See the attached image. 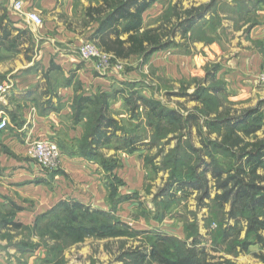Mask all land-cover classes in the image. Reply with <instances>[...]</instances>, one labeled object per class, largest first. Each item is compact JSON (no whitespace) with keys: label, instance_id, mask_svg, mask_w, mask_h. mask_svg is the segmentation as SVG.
I'll return each instance as SVG.
<instances>
[{"label":"rangeland","instance_id":"374dc122","mask_svg":"<svg viewBox=\"0 0 264 264\" xmlns=\"http://www.w3.org/2000/svg\"><path fill=\"white\" fill-rule=\"evenodd\" d=\"M58 9L53 15L37 13L42 27L49 26L47 33L62 42L44 49L41 34L32 31V46L19 48L18 54L0 55V118L8 122L0 132L3 260L7 264H157L147 254L152 248L161 249L163 237L186 247L197 241V248L216 260L264 264V247L246 237L244 222L227 219L229 204L220 208L215 201L221 193L217 185L239 166L241 148L249 150L264 141V36L256 31L264 0H156L142 15L143 28L157 29L169 48L147 59L125 61L103 54L91 41L98 25L87 24L82 0L69 6L62 2ZM8 13L24 23L21 14ZM186 20H194V25L183 34L179 26ZM87 43L96 47L98 56L83 60L79 50ZM51 52L71 54L74 63L54 61ZM84 69L89 80L83 79ZM29 77L41 86L36 101L46 94V100H57L56 109L63 106L59 90L74 91L68 100L71 111L61 120L64 133H51L49 138L57 144L61 160H71L75 171L62 163L55 171L46 170L28 147L23 159L8 145L14 130L6 95L14 91L17 79ZM77 88L79 95L108 94V116L117 122L116 134L107 144L88 151L90 156L81 155L79 148L89 141L93 118L87 111L74 120ZM133 94L154 102L155 113L133 101ZM159 112L164 116H157ZM249 127L260 129L245 135L242 130ZM76 128L79 137L70 139L66 130L76 132ZM79 158L84 161H73ZM217 170L223 179L213 176ZM257 174L264 176V170ZM196 179L205 182V191L180 188ZM72 202L109 213L110 227L101 235L77 226L65 232L53 229L51 223L63 216L62 206ZM229 228H235L238 237L224 243L221 233ZM242 242L251 245L243 251ZM142 254L146 258L138 262Z\"/></svg>","mask_w":264,"mask_h":264},{"label":"trees","instance_id":"16d2710c","mask_svg":"<svg viewBox=\"0 0 264 264\" xmlns=\"http://www.w3.org/2000/svg\"><path fill=\"white\" fill-rule=\"evenodd\" d=\"M156 0H102L97 6H89L85 9L84 17L89 23H97V28L91 35V41L105 55L112 57L116 61H125L133 57L147 59L152 54L169 48L168 43L162 42L163 34L157 29L144 30L143 13L148 10ZM0 49L11 51L20 47L26 42L27 32L19 30L16 37L11 38V29L4 24L10 20L7 11L0 5ZM194 25V20H186L180 24V29L185 34ZM14 31V30H12ZM123 37H125L123 39ZM11 38V39H10ZM26 39V40H24ZM55 69V68H54ZM80 88L75 90L73 98V118L79 121L85 113H92L91 131L87 144H82L79 148L84 156L91 155V149L107 144L116 134L117 122L108 116L109 96L100 93L96 96L79 95ZM133 101L140 102L144 107H149L155 113L154 102L133 94ZM133 97V96H132ZM132 100H127L130 104ZM157 116H164L159 112ZM165 116L171 117L172 114ZM259 127L243 129L245 135H250L259 130ZM131 143V139H128ZM90 148V149H89ZM91 151V152H88ZM239 166L236 170L228 174L223 179V173L213 171V176L221 180L218 190L221 191L215 197L216 204L222 208L229 204L227 219H233L236 224L244 222L246 225V237L251 242L260 247H264V176L258 175V170H264V141H258L250 146L249 150L241 148L238 154ZM245 159V160H244ZM194 188L205 191L206 184L202 179H196L194 183L180 184V188ZM63 216L57 217L51 223V227L58 232H65L75 226L87 229L96 235H101V231L110 227L113 218L109 213L94 210L90 207L76 202L63 205ZM234 236H233V234ZM235 228H229L221 233L224 243L231 238L238 237ZM162 243L161 249L152 248L147 254L155 260L157 264H236L228 259H215L210 256L204 248H197V241L186 247L183 243L174 245L168 238H159ZM165 242L170 243L165 246ZM236 240L232 242L235 244ZM250 242H242L239 246L242 250L248 248ZM235 246L232 245L234 249ZM146 258L145 254L137 258L138 262Z\"/></svg>","mask_w":264,"mask_h":264},{"label":"crops","instance_id":"0c3cea01","mask_svg":"<svg viewBox=\"0 0 264 264\" xmlns=\"http://www.w3.org/2000/svg\"><path fill=\"white\" fill-rule=\"evenodd\" d=\"M14 0H0V5L6 9L8 18L10 20L9 23L4 22L9 29H11V38L16 37L18 35L19 30H24L27 32L26 34V42L23 43L20 47L17 49L6 51L4 48L0 49V55L2 53H9V54H18L19 48L24 46H32L34 43V37L33 32L40 33L42 38H39L40 40H44V49L47 46H52L53 44H59V42H62L60 40V37L56 35V37H51L47 33L48 27H39L36 28L32 24L28 23L24 19V23H20L17 21V19H14L11 15L12 12V3ZM24 5V10H31L35 11L36 13H48V14H55L59 9L58 6L60 3L65 2L67 6L71 5L75 0H21ZM87 3V4H86ZM89 2L82 0V4H84V7H93L98 5L97 3H93L91 5L88 4ZM95 4V5H94ZM1 13V12H0ZM258 17L260 21V25L257 28V34L264 36V10L258 12ZM28 27V28H27ZM30 28V29H29ZM14 30V31H12ZM67 33V32H66ZM46 34V36H44ZM260 37V36H259ZM10 38V39H11ZM125 37H123L124 39ZM46 55V52H45ZM54 58V61H69L73 62V56L71 54H65L58 52L57 54L54 52L49 53ZM68 59V60H67ZM243 60V59H242ZM80 71V70H79ZM78 71V72H79ZM85 73L83 74V79L85 81L90 79V74L87 70H85ZM18 84L15 86L13 92H9L6 95V112L9 115L10 123L12 124L13 134L12 137L8 140V145L13 146L16 149V152L19 153L21 157L25 156L26 149L28 147V143L37 140V139H48L52 142L50 134L53 133H64L65 128L64 124L61 122L62 119H65L66 116L69 115L71 108L69 104V98L73 96L74 91L71 89H60L59 90V99L60 103L63 104V106L60 109H56V99L51 102L49 100H46V94L40 97L38 95L36 101L37 93L40 91L41 86H36L37 80L22 78L16 80ZM49 102V103H48ZM39 103V105H38ZM80 128H76V132L74 131H67L70 139H76L79 137ZM3 132V131H2ZM55 143V142H54ZM56 144V143H55ZM57 145V144H56ZM82 155V154H81ZM26 157V156H25ZM2 159V157H0ZM82 162L84 161L82 158H79L77 160H73ZM70 162L71 160H67L65 157H63V160H61L62 166H67L70 168ZM69 163L68 165H66ZM72 171H75V167L70 168ZM0 264H7L3 257L0 256Z\"/></svg>","mask_w":264,"mask_h":264},{"label":"built area","instance_id":"2783aa9c","mask_svg":"<svg viewBox=\"0 0 264 264\" xmlns=\"http://www.w3.org/2000/svg\"><path fill=\"white\" fill-rule=\"evenodd\" d=\"M12 10L21 14L23 18L34 27L42 26V19L38 13L31 10H24L21 0H14ZM80 56L83 60L98 56V50L91 43L84 44L80 50ZM6 118H0V132L7 127ZM28 151L37 164L50 171L57 170L61 165V154L57 145L48 139H37L28 143Z\"/></svg>","mask_w":264,"mask_h":264}]
</instances>
